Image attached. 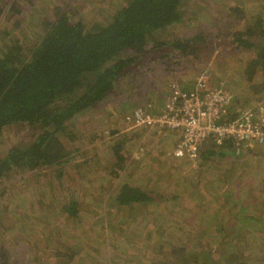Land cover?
Masks as SVG:
<instances>
[{"label": "rangeland", "instance_id": "rangeland-1", "mask_svg": "<svg viewBox=\"0 0 264 264\" xmlns=\"http://www.w3.org/2000/svg\"><path fill=\"white\" fill-rule=\"evenodd\" d=\"M130 1L0 0V54L16 40L27 47L38 43L56 9L91 29L96 12L104 24ZM237 32L250 48L238 46ZM197 36V51L188 56L168 45L172 38ZM156 40L163 45L127 53L133 63L104 101L65 123L62 164L11 171L0 180V264H193L198 257V264H264V152L257 158L243 156V150L200 157L193 166L169 155L171 142L154 148L166 135L121 134L123 114L140 104L160 111L173 84L190 90L204 79L208 87L224 86L233 93L231 112L264 105V72L252 76L249 66L264 53V0H187L181 22ZM70 99L60 98L53 107L62 110ZM115 127L111 137L107 132ZM42 131V125L6 127L0 162ZM110 137L120 145L102 143ZM126 183L155 201L117 205L116 191Z\"/></svg>", "mask_w": 264, "mask_h": 264}, {"label": "trees", "instance_id": "trees-1", "mask_svg": "<svg viewBox=\"0 0 264 264\" xmlns=\"http://www.w3.org/2000/svg\"><path fill=\"white\" fill-rule=\"evenodd\" d=\"M15 1L29 3L32 0ZM185 1L187 0H131L126 5L118 6L104 24H101L103 17L96 12L99 20L95 21L91 29L74 19L71 12L56 9L54 20L45 24V33L39 37L38 43L27 47L16 40L6 48L0 54V135L6 127L13 124L42 125L43 131L30 145L23 149H12L5 160L0 162V180L11 171L28 172L43 166L62 164L67 155L60 140L65 131V123L75 114L96 107L118 88L124 70L133 63L132 56L126 57L127 53L135 55L148 47L163 45L156 40V36L181 22ZM111 2L113 5V1ZM13 10L17 11L15 8ZM251 25L255 27L256 24ZM242 36L241 32L234 34L238 46L250 48L252 44L242 40ZM199 37L201 36L183 40L172 38L168 45L176 55L188 56L197 51ZM249 66L252 68V76L257 69L262 68L264 72V53L252 60ZM259 86L264 89V84L263 87ZM63 97L71 99L62 110L55 109L54 103ZM233 101L234 97L232 104ZM145 106L146 104H140L127 111L122 115L123 120L125 115L131 116L139 108L147 110ZM248 109L251 108L244 110ZM151 113L157 114L159 111ZM230 115L226 117L227 120L236 117L234 112ZM118 117L119 114L115 116L116 121ZM109 119L111 125L116 124L115 119ZM117 130L116 127L109 129L107 134L112 137ZM111 137L104 138L102 143L112 142L113 147L120 145V142ZM263 148L264 145H261L254 150H243L242 155L257 158L264 152ZM235 150L234 142L229 140L220 148L209 147L207 153L200 152L199 160L200 157L209 159L213 156L233 155ZM251 151L259 152L253 154ZM118 159L122 160V157L119 156ZM114 199L119 206H144L155 201L143 189L128 183L118 187ZM69 213L74 214V209H69ZM194 261L196 262L193 264H196L201 259L198 257Z\"/></svg>", "mask_w": 264, "mask_h": 264}, {"label": "built area", "instance_id": "built-area-1", "mask_svg": "<svg viewBox=\"0 0 264 264\" xmlns=\"http://www.w3.org/2000/svg\"><path fill=\"white\" fill-rule=\"evenodd\" d=\"M232 98L228 88L208 87L204 79L198 80L190 90L173 84L159 113L152 114L147 107L145 111L139 108L131 116L125 115L121 134H170L176 143L169 155L193 166H197L203 148H220L229 140L237 151L261 147L264 105L234 112L236 117L227 120Z\"/></svg>", "mask_w": 264, "mask_h": 264}, {"label": "crops", "instance_id": "crops-1", "mask_svg": "<svg viewBox=\"0 0 264 264\" xmlns=\"http://www.w3.org/2000/svg\"><path fill=\"white\" fill-rule=\"evenodd\" d=\"M165 100H166V97H165ZM165 100H163V103L161 104V106H160V108H159L160 111H161L162 108H163V105H164ZM154 136H155V138L157 139V138L161 137L162 134H157V135L155 134ZM139 138H141V136H140ZM138 140H141V139H138ZM157 142H158V141H156V142L154 143V148H155V149H159V148L162 147L164 144L168 146V144H170V142H171L172 144L175 145L176 140H175V137L171 136L170 134H167V136H165V137H161V138L159 139V143H157ZM174 145H172V146L174 147ZM134 159H135V160L137 159L136 156H134Z\"/></svg>", "mask_w": 264, "mask_h": 264}, {"label": "clouds", "instance_id": "clouds-1", "mask_svg": "<svg viewBox=\"0 0 264 264\" xmlns=\"http://www.w3.org/2000/svg\"><path fill=\"white\" fill-rule=\"evenodd\" d=\"M123 123V122H122ZM124 124V123H123ZM150 134V133H149ZM139 136H138V138L140 137V136H142V135H145V134H143V133H140V134H138ZM167 136V135H166ZM134 154V156H135V153H133ZM136 154H137V151H136Z\"/></svg>", "mask_w": 264, "mask_h": 264}, {"label": "flooded vegetation", "instance_id": "flooded-vegetation-1", "mask_svg": "<svg viewBox=\"0 0 264 264\" xmlns=\"http://www.w3.org/2000/svg\"><path fill=\"white\" fill-rule=\"evenodd\" d=\"M231 113H232V112L230 111L228 115H230ZM230 116H232V115H230ZM138 136H139V135H138ZM115 140H116V139H115Z\"/></svg>", "mask_w": 264, "mask_h": 264}]
</instances>
